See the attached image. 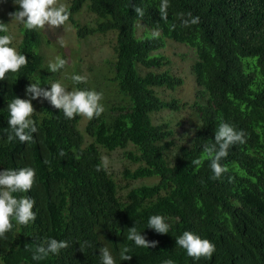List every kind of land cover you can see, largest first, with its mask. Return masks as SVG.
I'll return each instance as SVG.
<instances>
[{"label": "trees", "instance_id": "1", "mask_svg": "<svg viewBox=\"0 0 264 264\" xmlns=\"http://www.w3.org/2000/svg\"><path fill=\"white\" fill-rule=\"evenodd\" d=\"M86 3L99 18L96 27H82L75 20ZM160 3L71 1L69 22L80 38L116 33L114 81L130 102L109 120L101 114L87 121L88 145L78 128L81 116L69 120L43 98L40 114L32 117L38 128L34 142H7L8 104L30 98L26 89L32 83L50 90L54 75L40 52L41 33L24 27L17 51L28 64L0 81V171L35 170L32 190L13 195L35 199L36 220L22 226L13 218L12 231L0 238V264H102L99 249L105 246L116 264H164L168 259L174 264H264V0H169L167 23L160 18ZM135 7L144 10L143 17ZM180 13L198 16L200 22L183 27ZM138 22L159 29L160 36L138 38ZM167 37L194 50L198 96L206 99L196 105L201 123L191 146H181L173 158L168 155L172 131L152 120L154 113L180 108L177 100L165 101L156 91L175 90L183 83L160 71L167 61L154 54L165 47ZM221 121L242 130L246 142L229 148L220 161L227 173L213 179L204 146L215 142ZM129 145L137 154L129 152L127 158L139 167L126 170L125 176L133 181L156 177L158 182L133 188L121 199L108 170L98 172L96 167L102 160L100 148L115 151ZM200 158L201 165L192 163ZM153 215L165 217L170 225L166 235L148 228ZM134 225L149 242L157 241V247L128 241L127 230ZM185 231L215 245L211 259L194 260L177 246ZM49 238L67 241L69 247L34 261L36 245ZM125 245L131 249L129 261L120 259Z\"/></svg>", "mask_w": 264, "mask_h": 264}, {"label": "clouds", "instance_id": "2", "mask_svg": "<svg viewBox=\"0 0 264 264\" xmlns=\"http://www.w3.org/2000/svg\"><path fill=\"white\" fill-rule=\"evenodd\" d=\"M18 5V11L10 14L12 21H17L25 26L28 30H45L59 29L66 25L70 19V11L65 3L60 0H15ZM169 0H161L159 13L163 22H168ZM134 11L137 16L143 17L144 10L135 7ZM181 24L183 27L197 25L200 22L198 16L180 13ZM176 25L173 23L171 28L174 30ZM8 25L0 22V32L7 33ZM153 38L160 36L159 29L152 30ZM64 46V41H59ZM13 43L11 35L0 36V81H4L9 73H18L22 67H26L28 59L25 55L20 54L16 48L10 47ZM68 61L59 56L55 62L48 65L49 71L55 73L64 69ZM74 83H84L86 76L73 75L71 77ZM30 99L14 98L8 104L10 119L8 124L11 132L7 136V142L11 143L15 138L21 143H33V134L37 133L38 128L36 122L32 119L35 109L31 103L32 100L43 98L50 102L55 109L61 110L64 116L71 120L76 116H82L87 120L99 118L105 111L103 104V94L95 90H79L69 91L62 83L54 82L50 86V90L41 87L38 83L30 84L26 89ZM245 133L237 131L230 124L221 121L218 129L215 131V142L204 146V157L210 161V168L213 172V179H220L228 169L220 163L222 159L227 158L229 148L237 143H245ZM63 151L60 156H64ZM202 159H196L192 163L196 166L201 165ZM45 163L50 161L45 160ZM109 165L108 157H103L101 164L97 165L96 171L102 169L107 170ZM36 172L32 167H23L19 169H6L0 171V238L6 239V233L13 229V218L22 226H28L36 220V213L33 211L36 204L35 199L28 196L17 198L14 193H28L32 190L35 183ZM231 180V178H229ZM148 228L154 229L156 233L166 235L169 232L170 225L165 222V217L161 215H153L148 220ZM103 238V237H102ZM104 239V238H103ZM128 241H133L135 246L152 249L158 245L157 241L149 242L146 237L138 232L135 225L127 230ZM87 243V242H85ZM177 246L186 250L189 257L194 260L201 258L211 259L215 252V245L207 239L185 231L176 240ZM69 243L67 241H58L49 238L44 243L35 247L32 259L41 261L46 259L50 254L58 255L61 250L67 249ZM83 247V245H82ZM131 251L126 245L121 248L120 259L129 261L132 259L128 253ZM102 264H116V261L107 246L99 249ZM164 264H174V261L168 259Z\"/></svg>", "mask_w": 264, "mask_h": 264}, {"label": "rangeland", "instance_id": "3", "mask_svg": "<svg viewBox=\"0 0 264 264\" xmlns=\"http://www.w3.org/2000/svg\"><path fill=\"white\" fill-rule=\"evenodd\" d=\"M71 1L60 0L68 7ZM18 10L20 9L15 0H0V22L8 25L9 31L6 34L13 37V43L10 47L16 49L20 44L22 31L25 27L17 21H12L10 14ZM75 20L82 27L89 26L92 28L96 27L99 22V18L88 9L87 3L75 16ZM136 26L138 38L151 35L152 29L146 27L143 23L138 22ZM39 32L43 38L40 52L44 56L45 62L49 65L50 62H55L57 56L68 61L64 69L54 73L52 83L60 82L69 91L81 88L102 93L101 103L105 108L102 116L108 120L129 107L128 97L119 91L117 83L114 81L115 32L80 38L77 35V29L71 22L59 29L46 28L45 30H39ZM60 40L64 41V46H61ZM165 41V47L154 53L163 56L167 61V64L160 71H168L172 75L180 77L183 83L175 90L157 88L156 91L165 101L177 100L180 108L177 111L163 110L154 113L152 114V120L155 125L167 124L172 131L169 138L171 147L168 155L173 158L181 146H191L201 123L196 105L205 103L206 99L198 96L201 88L196 82L194 72L196 61L194 50L186 44L169 37L165 38ZM73 75L86 76L87 80L84 83H74L71 79ZM31 103L35 109L34 114H40V99L32 100ZM232 103L238 109H244L239 103L234 101ZM87 121L86 118L81 116L78 126L84 136L85 145L92 142V139L85 132ZM129 152L137 154L135 147L132 145L115 151H106L100 148L101 157H108L107 170L115 181L118 196L121 199H125L127 193L133 188L144 185L151 186L158 182L156 177L133 181L125 176L126 170L134 172L139 167L138 164L132 163L127 158Z\"/></svg>", "mask_w": 264, "mask_h": 264}]
</instances>
